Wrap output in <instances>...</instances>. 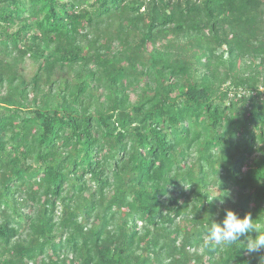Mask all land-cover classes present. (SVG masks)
<instances>
[{
  "label": "trees",
  "instance_id": "trees-1",
  "mask_svg": "<svg viewBox=\"0 0 264 264\" xmlns=\"http://www.w3.org/2000/svg\"><path fill=\"white\" fill-rule=\"evenodd\" d=\"M228 208L264 223V0H0V264H260Z\"/></svg>",
  "mask_w": 264,
  "mask_h": 264
},
{
  "label": "clouds",
  "instance_id": "clouds-1",
  "mask_svg": "<svg viewBox=\"0 0 264 264\" xmlns=\"http://www.w3.org/2000/svg\"><path fill=\"white\" fill-rule=\"evenodd\" d=\"M215 198V197H214ZM223 203V198L220 200ZM256 233L255 236L252 233ZM207 242L218 246H231L237 242H243V248L247 255L261 254L260 264H264V223H258L246 214L240 216L234 209L225 210L222 223L210 219L206 225ZM246 237L241 241V237Z\"/></svg>",
  "mask_w": 264,
  "mask_h": 264
},
{
  "label": "rangeland",
  "instance_id": "rangeland-1",
  "mask_svg": "<svg viewBox=\"0 0 264 264\" xmlns=\"http://www.w3.org/2000/svg\"><path fill=\"white\" fill-rule=\"evenodd\" d=\"M22 68L27 77L31 78L37 69V63L31 59H27Z\"/></svg>",
  "mask_w": 264,
  "mask_h": 264
}]
</instances>
